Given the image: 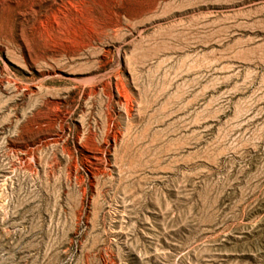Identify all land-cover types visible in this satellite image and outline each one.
Wrapping results in <instances>:
<instances>
[{
    "label": "rangeland",
    "instance_id": "obj_1",
    "mask_svg": "<svg viewBox=\"0 0 264 264\" xmlns=\"http://www.w3.org/2000/svg\"><path fill=\"white\" fill-rule=\"evenodd\" d=\"M0 264H264V0H0Z\"/></svg>",
    "mask_w": 264,
    "mask_h": 264
}]
</instances>
